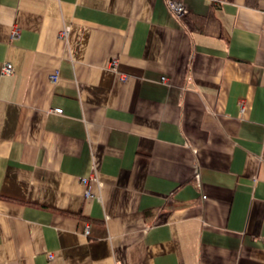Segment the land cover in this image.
I'll return each mask as SVG.
<instances>
[{"label": "crops", "instance_id": "0c3cea01", "mask_svg": "<svg viewBox=\"0 0 264 264\" xmlns=\"http://www.w3.org/2000/svg\"><path fill=\"white\" fill-rule=\"evenodd\" d=\"M179 1L0 0V264H264V0Z\"/></svg>", "mask_w": 264, "mask_h": 264}, {"label": "built area", "instance_id": "2783aa9c", "mask_svg": "<svg viewBox=\"0 0 264 264\" xmlns=\"http://www.w3.org/2000/svg\"><path fill=\"white\" fill-rule=\"evenodd\" d=\"M167 2H168V6H169V8H170L175 14H177V15L180 16V15H183V14L186 12L184 5H183L182 2H180L179 0H167ZM117 61H118L117 58L112 59L111 62H110V67H111V68H115V66H116V64H117ZM13 71H14L13 65H12L11 63H9V62H6V63L4 64V66H3V68H2V72H3V73H7V74H11V73H13ZM55 78H56V75H55ZM162 80H166V77H162ZM55 110H56L57 112H62V109H61V108H57V109H55ZM93 176H94V173H92V175L89 176V177L82 178L83 183H84L86 186H88L89 181H90L91 179L95 178V177H93ZM85 194H86V197H87V198L93 197V195L90 193L88 187H87V189H86ZM88 228H89V227H87L86 230H85V232H86L87 234H88V232H89V229H88ZM49 257H52V254H49Z\"/></svg>", "mask_w": 264, "mask_h": 264}, {"label": "trees", "instance_id": "16d2710c", "mask_svg": "<svg viewBox=\"0 0 264 264\" xmlns=\"http://www.w3.org/2000/svg\"><path fill=\"white\" fill-rule=\"evenodd\" d=\"M253 4H255V3H253Z\"/></svg>", "mask_w": 264, "mask_h": 264}]
</instances>
